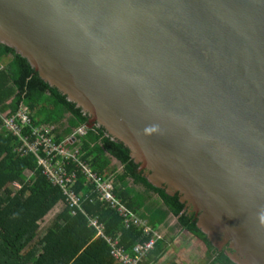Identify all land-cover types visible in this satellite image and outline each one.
<instances>
[{"label": "water", "instance_id": "water-1", "mask_svg": "<svg viewBox=\"0 0 264 264\" xmlns=\"http://www.w3.org/2000/svg\"><path fill=\"white\" fill-rule=\"evenodd\" d=\"M0 43L264 264V0H0Z\"/></svg>", "mask_w": 264, "mask_h": 264}, {"label": "trees", "instance_id": "trees-1", "mask_svg": "<svg viewBox=\"0 0 264 264\" xmlns=\"http://www.w3.org/2000/svg\"><path fill=\"white\" fill-rule=\"evenodd\" d=\"M0 63H8L0 70V264H120L111 255L108 241L97 235L89 220L98 219L104 234L120 239L128 252L138 243L151 241L153 234L148 235L139 227L125 228L122 217L100 201L95 187L81 173L77 192L83 195L84 214L77 212L72 216L63 191L43 175L33 154L21 156L17 152L18 141L4 125V117L14 115L24 103L31 110L32 126H55L54 141L61 144L74 130L88 127L89 114L59 88L45 82L15 49L1 43ZM76 145L79 158L94 172L104 178L114 175L116 198L155 231L173 214L180 218L183 228L207 246L214 258L212 264H237L212 245L198 227L197 218L188 213L181 196H171L151 184L130 157L128 148L108 136L103 127L89 128ZM129 182L145 188L147 194H139ZM150 194L158 195L169 211L147 209ZM141 211L147 216L140 215ZM164 252L165 244L159 240L148 263H157Z\"/></svg>", "mask_w": 264, "mask_h": 264}, {"label": "built area", "instance_id": "built-area-1", "mask_svg": "<svg viewBox=\"0 0 264 264\" xmlns=\"http://www.w3.org/2000/svg\"><path fill=\"white\" fill-rule=\"evenodd\" d=\"M4 125L8 134L18 141L17 152L21 156L33 154L43 170V175L63 191L66 207L72 216H76L77 212L84 214L81 204L83 195L77 192L78 177L81 173L85 176L87 183L95 187L100 201L106 203L108 208L115 210L122 217L125 228L139 227L143 228L146 234H153L151 241L144 244L138 243L131 252H128L120 244V239H113L104 234V227L99 224L98 219L89 220L90 226L97 231V235L103 236L108 241L111 255L120 264H149L147 261L149 254L155 249L162 236L148 222L131 213L122 201L116 198L114 175L104 178L79 158V146L76 144L87 134L89 127L81 126L61 144H57L54 141L55 126L33 127L31 110L24 103L20 104L14 115L4 117ZM72 165L74 169L71 170Z\"/></svg>", "mask_w": 264, "mask_h": 264}, {"label": "crops", "instance_id": "crops-1", "mask_svg": "<svg viewBox=\"0 0 264 264\" xmlns=\"http://www.w3.org/2000/svg\"><path fill=\"white\" fill-rule=\"evenodd\" d=\"M6 68L0 64V70ZM122 170V166L119 165ZM129 186L139 194H147L145 188L135 186L129 182ZM146 202L147 209L151 212L164 210L168 212L166 204L158 195L150 194ZM140 215H146L141 211ZM165 244V252L155 264H212L213 257L210 255L207 246L192 233L182 227L180 218L170 214L168 220L158 229ZM218 264V263H216Z\"/></svg>", "mask_w": 264, "mask_h": 264}, {"label": "rangeland", "instance_id": "rangeland-1", "mask_svg": "<svg viewBox=\"0 0 264 264\" xmlns=\"http://www.w3.org/2000/svg\"><path fill=\"white\" fill-rule=\"evenodd\" d=\"M1 65H3V66H7V64L8 63H0ZM119 164V163H118ZM119 168H120V166H119ZM119 171H122L121 169L119 170ZM27 175L29 176L30 175V173H27ZM194 214V213H193ZM197 216H200L199 214H197ZM201 217V216H200ZM221 234V233H220ZM216 241H218V243H223L224 242V238L220 235V236H218L217 237V239H216Z\"/></svg>", "mask_w": 264, "mask_h": 264}, {"label": "flooded vegetation", "instance_id": "flooded-vegetation-1", "mask_svg": "<svg viewBox=\"0 0 264 264\" xmlns=\"http://www.w3.org/2000/svg\"><path fill=\"white\" fill-rule=\"evenodd\" d=\"M188 213L193 214L191 211L187 209ZM194 216L196 217V214L194 213Z\"/></svg>", "mask_w": 264, "mask_h": 264}]
</instances>
